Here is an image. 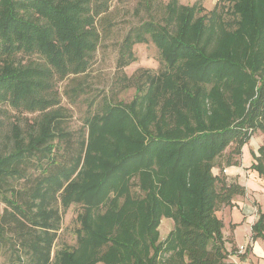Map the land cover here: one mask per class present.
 Instances as JSON below:
<instances>
[{
	"label": "trees",
	"instance_id": "obj_1",
	"mask_svg": "<svg viewBox=\"0 0 264 264\" xmlns=\"http://www.w3.org/2000/svg\"><path fill=\"white\" fill-rule=\"evenodd\" d=\"M215 8L199 16L169 0L163 24L131 28L115 64L132 100L89 103L71 129L57 84L72 77V101L85 91L74 78L93 60L107 0H0L3 264H236L216 213L245 194L223 170L264 133V0ZM148 42L159 69L126 76ZM258 154L251 168L264 174V145ZM87 196L77 247L54 256L61 203ZM163 219L173 228L161 239Z\"/></svg>",
	"mask_w": 264,
	"mask_h": 264
},
{
	"label": "rangeland",
	"instance_id": "obj_2",
	"mask_svg": "<svg viewBox=\"0 0 264 264\" xmlns=\"http://www.w3.org/2000/svg\"><path fill=\"white\" fill-rule=\"evenodd\" d=\"M168 2L169 0H107V10L102 14V17H106V19H103L100 24L99 21L97 22L100 38L93 60L83 74L74 78L77 83L83 86L85 91L75 101H72L66 94V90L75 85L72 82V77L65 78L57 84L60 105L70 114L68 124L71 129L81 126L82 117L86 114L89 103H92L91 109L94 111L99 110L104 97L124 104L132 100L134 96L132 89L122 90L116 88L118 74L115 62L119 47L131 28L146 21L163 24V18L166 16L165 7ZM177 2L182 6H194L199 16L210 17L213 10L221 13L220 8H215L218 0H177ZM224 20H227V15ZM132 50L135 61L124 68L123 73L126 76L129 77L139 70H149L151 73L157 72L160 67L161 56L158 49L151 42L136 44ZM246 144L253 149L263 146L264 133L257 129ZM96 149L95 146L92 148L93 151ZM244 155L245 153L241 160L244 159V163H246L247 156L244 157ZM216 172L217 169H213V173ZM131 190L137 191V188L132 187ZM67 199L65 204L62 202L60 205L62 221L61 229L53 247L54 256L61 251L76 248L79 238L78 230L88 222L84 221L86 218L88 219L84 209L87 208L86 205L89 203V196L86 197V200ZM104 207L98 208L96 216L100 217L102 213H105ZM172 228V220L163 219L158 229L160 238L164 239ZM235 250V246L231 245L230 251ZM0 264H3L1 257Z\"/></svg>",
	"mask_w": 264,
	"mask_h": 264
},
{
	"label": "crops",
	"instance_id": "obj_3",
	"mask_svg": "<svg viewBox=\"0 0 264 264\" xmlns=\"http://www.w3.org/2000/svg\"><path fill=\"white\" fill-rule=\"evenodd\" d=\"M247 147L245 144L242 148L238 166L223 170L228 179L236 180L245 188V194L236 197L232 206L223 207L216 216L222 221L223 234L229 241L226 250L230 253V261L236 264H264V174L251 168L256 164L260 147ZM244 153L246 163L241 160ZM216 169L214 175L218 174ZM259 220L262 221L260 229L253 232L252 228ZM231 245L236 248L233 252L230 251ZM240 246H244L245 250L239 254Z\"/></svg>",
	"mask_w": 264,
	"mask_h": 264
},
{
	"label": "built area",
	"instance_id": "obj_4",
	"mask_svg": "<svg viewBox=\"0 0 264 264\" xmlns=\"http://www.w3.org/2000/svg\"><path fill=\"white\" fill-rule=\"evenodd\" d=\"M244 250H245V247H244V246H240V247L238 248V253H239V254H240V253H243Z\"/></svg>",
	"mask_w": 264,
	"mask_h": 264
}]
</instances>
